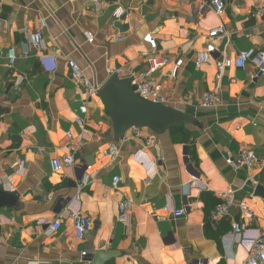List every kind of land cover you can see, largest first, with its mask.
<instances>
[{
	"label": "crops",
	"instance_id": "1",
	"mask_svg": "<svg viewBox=\"0 0 264 264\" xmlns=\"http://www.w3.org/2000/svg\"><path fill=\"white\" fill-rule=\"evenodd\" d=\"M99 1L0 0V264H91L86 261L99 252L113 254L105 264H243L252 239L264 231V165L227 162L241 149L264 159V78L250 80L248 64L216 81L215 63L264 51V18L252 17L264 0H222L220 14L199 0ZM219 26L225 35L208 38ZM39 28L43 47L36 50L29 38ZM9 49L16 54L11 68ZM203 51L210 61L196 69ZM151 55L169 60L151 77L165 99L160 105L179 127L118 136L97 98L88 103L84 127L76 126L71 101L82 94L68 61L102 88L110 79L106 69L142 75ZM51 56L56 70L45 73L39 59L50 66ZM177 60L182 65L173 76ZM215 89L220 104L203 108L202 97ZM113 145L119 148L115 162L106 155ZM66 154L73 165L52 173L50 160ZM18 160L27 164L22 174L11 169ZM83 174L90 185L77 201ZM203 193L220 203L231 194L226 218L212 226L214 238L204 233ZM122 199L131 202L126 224L117 222ZM241 206L254 212L252 220ZM76 209L91 223L81 242L69 217ZM57 220L60 229L52 232ZM234 223L242 228L238 238L228 235Z\"/></svg>",
	"mask_w": 264,
	"mask_h": 264
},
{
	"label": "built area",
	"instance_id": "2",
	"mask_svg": "<svg viewBox=\"0 0 264 264\" xmlns=\"http://www.w3.org/2000/svg\"><path fill=\"white\" fill-rule=\"evenodd\" d=\"M202 6L209 7L214 13L220 14L224 9L222 0H199ZM99 0H94L95 6H98ZM252 17L262 19L264 18V2L254 10ZM225 35V30L222 26H219L208 33V38H216L218 36ZM87 42H92V37L89 34H84ZM30 44L36 50H40L43 47L42 43V30L41 28L35 30L30 35ZM6 67L11 68L16 60V54L14 49H9L6 53ZM40 64L45 73H52L56 70L55 57L51 56L48 60L51 61V65L47 66V58L41 57ZM210 61V55L207 51H203L197 54L194 60V67L199 69L202 65L208 64ZM146 64L148 71L142 75H136L133 72H126L122 68L106 69V74L109 78L116 76L119 79H130L132 84V91L139 98L150 102L152 104H163L165 103L164 97L160 94L159 88L151 77L160 69L164 68L169 64V60L166 57H159L158 55H151L146 58ZM248 64H252L254 71L249 73L250 80L257 78H264V51L255 49H249L238 53L233 59H225L215 63L216 68V81H218L222 74L226 70H244ZM182 65V60H177L174 65L172 75L175 76L178 69ZM68 72L70 80L74 86L79 88L82 96L73 99V113L75 115V124L78 128L82 129L85 125L86 115L88 112V103L91 99L97 98L101 87L95 84L93 81L86 78L83 71L78 67L74 61L67 62ZM220 104L219 93L215 89L202 97L201 105L203 108H215ZM66 137L71 141V132H66ZM134 137L139 138L140 134L135 133ZM133 137V138H134ZM79 142L80 137L77 139ZM148 143H152V140L148 139ZM70 151H74V147L70 146ZM43 151L38 150V154ZM106 155L112 162H115L119 157V148L115 145L110 146L106 152ZM233 168H256L263 167L264 159L259 161L255 154L248 149H241L238 153V157L235 161L228 160L227 162ZM1 165V164H0ZM73 165L72 154H66L62 157L51 159L49 162V168L52 173H59L64 168L71 167ZM27 164L23 160L15 162L11 169L14 170L15 174H22L26 170ZM119 178H114L112 182L113 190L117 189ZM8 186L11 183H7ZM90 185V178L87 174H83L79 185L76 188L75 200L79 201L80 193ZM222 202L212 211L211 218L213 221H219L226 218L229 208L232 204L231 194H223L221 196ZM131 209V202L129 199H122L117 206V222L120 224H126L129 220V213ZM182 211L175 212L174 216H181ZM240 213L249 220L254 218V212L247 207L241 206ZM69 217L72 221L74 238L81 242L90 230V220L84 216L80 209L72 210L69 212ZM52 232H57L60 229V222L54 221L49 225ZM242 228L239 224H232L231 231L228 235L238 238L241 235ZM85 253H82L84 255ZM243 264H264V231H258L257 235L252 239L248 248V258Z\"/></svg>",
	"mask_w": 264,
	"mask_h": 264
},
{
	"label": "water",
	"instance_id": "3",
	"mask_svg": "<svg viewBox=\"0 0 264 264\" xmlns=\"http://www.w3.org/2000/svg\"><path fill=\"white\" fill-rule=\"evenodd\" d=\"M97 97L118 136L132 129L147 128L160 133L169 127H179L175 121L171 122L162 105L152 104L135 95L131 90L130 79H119L112 76L100 89ZM191 173L198 177L195 172ZM112 255L110 252H99L94 258L90 256L86 262L105 264L112 258Z\"/></svg>",
	"mask_w": 264,
	"mask_h": 264
},
{
	"label": "trees",
	"instance_id": "4",
	"mask_svg": "<svg viewBox=\"0 0 264 264\" xmlns=\"http://www.w3.org/2000/svg\"><path fill=\"white\" fill-rule=\"evenodd\" d=\"M181 129H171L170 134H181ZM189 154V159H193V155ZM200 200L205 205L204 212V233L208 237L214 238L217 234V230H213L212 226L215 224V221L211 218L212 211L220 204V201L213 197L210 193H203L200 196ZM215 226H219V223L215 224ZM217 229V228H216Z\"/></svg>",
	"mask_w": 264,
	"mask_h": 264
}]
</instances>
